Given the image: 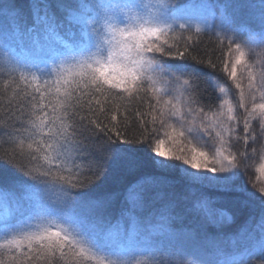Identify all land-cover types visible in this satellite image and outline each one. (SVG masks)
I'll return each instance as SVG.
<instances>
[{"label":"snow or ice","instance_id":"1","mask_svg":"<svg viewBox=\"0 0 264 264\" xmlns=\"http://www.w3.org/2000/svg\"><path fill=\"white\" fill-rule=\"evenodd\" d=\"M141 152L178 180L101 193ZM257 155L264 175V0H0V264L264 256V186L241 179ZM226 201L258 222L225 233Z\"/></svg>","mask_w":264,"mask_h":264},{"label":"trees","instance_id":"2","mask_svg":"<svg viewBox=\"0 0 264 264\" xmlns=\"http://www.w3.org/2000/svg\"><path fill=\"white\" fill-rule=\"evenodd\" d=\"M189 1V0H188ZM19 2L24 5L26 0H19ZM200 50L207 51L211 54L214 62L219 63L220 60L226 58L218 49L215 44V38L212 33H207L200 37ZM24 55H28V52H24ZM208 71H212L211 69ZM219 75V74H218ZM230 83V82H229ZM204 94L207 97L213 99L215 103V96L217 94L214 91L211 85L204 86ZM146 175H152L159 180L167 179L169 181L178 180V173L175 172H162L159 171L152 162L147 158L144 153L135 154V163L134 166L130 169L126 162H118L116 164H110L103 177V188L101 189V193H111L115 194L117 197L122 199L125 190L130 186L133 182L139 180L141 177ZM162 190L171 191L170 188L166 186H162ZM215 192H209V195H216ZM120 200H117L119 203ZM259 202L256 201L248 207H244L238 204H234L230 201H226L223 204V207L234 214L235 223H233L230 227L224 229L225 233L233 232L236 228H238L241 224H243L246 220H248L249 216L254 217V222H258L259 219ZM187 227V225H186ZM245 264H264V259H255L251 262H247Z\"/></svg>","mask_w":264,"mask_h":264},{"label":"rangeland","instance_id":"3","mask_svg":"<svg viewBox=\"0 0 264 264\" xmlns=\"http://www.w3.org/2000/svg\"><path fill=\"white\" fill-rule=\"evenodd\" d=\"M189 3L194 2V0H189ZM233 98V102H236V98ZM242 111V110H239ZM239 114V112H238ZM181 147H185V153L187 154V147L186 146H182L180 143H176V144H171L170 142H166L164 146H162V150L163 151H169V150H175L179 153V150ZM259 157L258 155L256 157H251L249 159V165L250 167H248L247 171L245 173L242 174L241 179L242 180H247L248 181V187L249 188H253V186L259 187V186H264V175H261L256 169L259 167ZM226 210V209H225ZM264 259V256H261L260 254H257L255 256H253L251 259H247L245 261V263H249L255 259Z\"/></svg>","mask_w":264,"mask_h":264}]
</instances>
